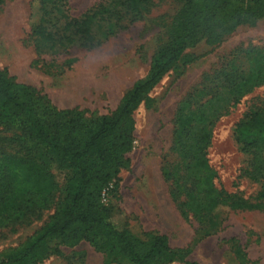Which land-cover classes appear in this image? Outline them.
<instances>
[{"label":"trees","instance_id":"obj_1","mask_svg":"<svg viewBox=\"0 0 264 264\" xmlns=\"http://www.w3.org/2000/svg\"><path fill=\"white\" fill-rule=\"evenodd\" d=\"M35 2L34 46L40 53L50 54H58L62 46L70 44L96 48L154 6L152 0H99L62 31L52 18L61 9L63 14L68 12V0ZM181 2L147 74L124 92L109 115L86 117L77 109H58L47 96L0 70V127L13 130L10 140L21 148L13 155L0 152V231H13L57 200L54 214L41 229L18 249L0 255V264H41L51 256H61V248L81 242L89 243L112 263L196 264L187 260L188 249L171 248L165 236L146 233L137 237L126 226L115 224L117 208L110 198L117 200L118 175L127 167L125 156L133 149V113L141 105L151 107V91L168 72L190 62L186 50L201 38L214 46L238 27L263 19L264 0ZM248 65L245 72L226 73L210 97L193 90L176 110L171 152L179 162L173 171L164 169L163 176L171 182L170 197L180 199L181 215H192L198 223L225 211L259 208L264 201L262 110H249L232 135L238 151L248 158L243 175L260 185L255 203L219 189L217 173L207 157L216 122L246 95L264 86V55H253ZM27 143L38 157L31 155ZM52 163L66 173L62 188L50 172ZM235 249L239 263L248 264L244 251L238 246Z\"/></svg>","mask_w":264,"mask_h":264},{"label":"rangeland","instance_id":"obj_2","mask_svg":"<svg viewBox=\"0 0 264 264\" xmlns=\"http://www.w3.org/2000/svg\"><path fill=\"white\" fill-rule=\"evenodd\" d=\"M98 1L68 0V12L63 14L61 9L54 13L52 22L64 31L71 19L79 18ZM152 2L148 13L100 46L87 49L70 44L62 46L58 54H50L40 53L34 46L31 31L38 17L35 0H0V70L47 96L58 109H77L86 117L109 115L124 92L147 74L182 3ZM255 54L264 55V18L238 27L214 46L206 45L201 38L186 50L190 62L168 72L151 91V107L141 105L132 115L133 149L125 156L127 167L118 175L117 200L110 198L117 208L115 224L126 226L137 237L146 233L165 236L171 248L188 249L187 260L192 263L240 264L235 252L238 246L248 264H264V201L259 208L225 211L198 223L192 215H181L180 199L170 197L171 182L163 176L164 169L173 171L179 162L171 152L178 105L193 90L210 97L226 73L248 70V61ZM251 109L264 112V86L254 89L216 122L207 157L217 173L215 184L219 189L255 203L260 185L243 175L248 158L238 151L232 137L235 125ZM14 135L13 130L0 127V152L13 155L21 149L10 140ZM26 147L38 157L31 145L27 143ZM49 169L62 188L66 173L53 163ZM56 205L57 200L50 209L13 231L1 230L0 255L18 249L40 230ZM41 264L130 263L108 262L89 243L81 242L73 248H61V256H51Z\"/></svg>","mask_w":264,"mask_h":264},{"label":"built area","instance_id":"obj_3","mask_svg":"<svg viewBox=\"0 0 264 264\" xmlns=\"http://www.w3.org/2000/svg\"><path fill=\"white\" fill-rule=\"evenodd\" d=\"M245 1H251V0H245Z\"/></svg>","mask_w":264,"mask_h":264}]
</instances>
